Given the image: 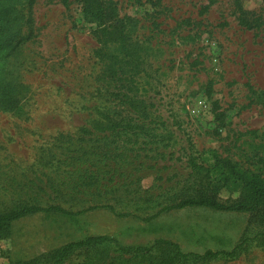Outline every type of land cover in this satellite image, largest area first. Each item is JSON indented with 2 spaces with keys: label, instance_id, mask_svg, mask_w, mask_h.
Masks as SVG:
<instances>
[{
  "label": "rangeland",
  "instance_id": "374dc122",
  "mask_svg": "<svg viewBox=\"0 0 264 264\" xmlns=\"http://www.w3.org/2000/svg\"><path fill=\"white\" fill-rule=\"evenodd\" d=\"M109 1L144 54L139 91L152 113L147 122L159 130L163 118L172 134L148 142L139 133L129 143L120 135L119 157H113L111 145H93L95 136L104 140L107 129L98 126L86 134L83 128L93 120L107 124L128 116L121 109L96 113L113 107L99 89L98 22L86 19L81 0L67 5L0 0V69L22 92L20 111L0 110V208L36 195L41 204H60L71 212L99 203L114 207L19 218L0 237V264H26L93 235L144 249L139 257L125 253L121 259L114 246L96 254L110 253L118 263L150 264L165 252L161 240L202 254L230 251L248 239L236 257L181 264H264V244L256 237L264 213L163 209L192 195L194 179L210 186L217 182L216 197L224 203L238 198L239 183L225 168L227 160L245 176L264 178V0ZM132 118L139 121L136 114ZM86 156L103 170L90 189L38 191L46 179L65 182L75 175L66 172V164L96 166L84 161ZM59 194L66 199H55ZM93 256L78 250L66 264Z\"/></svg>",
  "mask_w": 264,
  "mask_h": 264
},
{
  "label": "trees",
  "instance_id": "16d2710c",
  "mask_svg": "<svg viewBox=\"0 0 264 264\" xmlns=\"http://www.w3.org/2000/svg\"><path fill=\"white\" fill-rule=\"evenodd\" d=\"M65 5L69 0H61ZM83 4V13L86 19L92 22H98L99 33V47L96 49L94 56L99 64V80L101 84L99 89L102 90L105 96L112 98L113 107L107 108L103 106L99 108L102 111L96 110L99 115H104L110 112H114L121 109L126 112L128 116L123 118L122 116L118 121L115 119L109 121L107 124H102L100 120H93L91 126L88 129L83 128L86 134L94 132L98 129V126L105 127L107 130L102 137L104 140L99 139L98 136L93 138V145L109 146L113 149V157H119L120 149V135L124 139H127L126 143L131 141V137H137L143 134L147 138L148 142H158L163 136V133L172 134L169 131L165 120L161 118V131L157 130L155 125L147 122L151 119L152 113L149 109V104L146 98L139 91V78L141 74L145 72L144 68V54L141 47L134 43L128 36L129 32L124 31V19L117 18L116 7L110 2L105 0H81ZM241 13L245 11L239 7ZM110 17V18H109ZM113 18L114 20H111ZM241 23L251 27V24L247 20L242 19ZM0 29L2 27L0 26ZM128 35V36H127ZM21 84L15 80L7 79L2 74L0 69V110L9 112H18L21 109ZM136 114L139 121H134L132 115ZM108 116V115H105ZM171 132V133H170ZM161 133V134H160ZM101 138V137H100ZM169 139V138H168ZM171 139V138H170ZM103 141V142H102ZM134 141V139H133ZM86 159L83 158L85 161ZM189 159V158H188ZM93 164H86L80 166V164L72 162V164H66L64 167L73 176H69L65 182H55L54 179L49 178L44 181V186H38L39 192H46L48 189L53 190H77L79 188L86 189L94 185L95 178L103 173V170L98 166V160L91 159ZM88 161H86L87 163ZM117 167L119 165L115 163ZM190 165L196 166V163L190 159ZM224 166L228 172L234 174V180L238 182L240 194L238 198L229 203L220 201L217 197V185L213 183L211 186L204 184L203 180L194 179V188L192 195L183 196L178 202L166 205L164 210L179 209L187 206H203L222 211H235V212H252V213H264V178L259 175L245 176L235 169V166L229 161L224 162ZM200 173L199 171H197ZM30 182V181H29ZM219 182V181H218ZM32 184V182H30ZM43 183V182H41ZM31 184H29L31 186ZM228 184V183H227ZM36 186V184H35ZM36 194V192H35ZM61 196L54 197L55 199H66V194H59ZM69 197V196H68ZM69 201L80 202L79 197H70ZM109 207L113 209L111 204L99 203L87 208L80 209L76 212H71L65 209L60 204H41L38 201V196L28 198H14L10 206H4L0 208V237L7 234V230L10 224L26 215L34 213H61L65 215H77L83 211L99 208ZM260 210V211H259ZM125 215V214H122ZM262 222L264 225V214L262 216ZM256 237L264 244V227L256 234ZM248 239H244L230 251H212L206 250L204 253H192L182 252L180 247L167 240L157 241L162 244L164 253L156 256L155 261L150 264H181L187 259L194 260H211L220 256L236 257L241 250L242 245L246 244ZM116 247V252L119 253L118 258L121 259L123 254L128 253L134 257H139L143 254L144 249L138 247H122L116 240L108 235H93L87 236L83 239L71 241L54 250H50L46 253L39 254L29 260L26 264H66L70 257L78 250H88L94 252V256L91 259L84 261L83 264H124L122 260L115 262L112 259V254L106 253L100 258L96 257L97 252L105 250L111 247ZM118 250V251H117Z\"/></svg>",
  "mask_w": 264,
  "mask_h": 264
}]
</instances>
